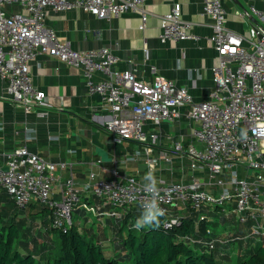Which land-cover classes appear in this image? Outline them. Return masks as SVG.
<instances>
[{"label":"built area","instance_id":"1","mask_svg":"<svg viewBox=\"0 0 264 264\" xmlns=\"http://www.w3.org/2000/svg\"><path fill=\"white\" fill-rule=\"evenodd\" d=\"M150 0H0V79L6 83L10 101L28 114L46 104V94L33 85L30 63L39 55L54 57L80 69L88 90L98 94L110 111L107 131L115 142L133 141L155 145L160 127L187 119L193 141L174 142L173 150L192 160L194 171L207 170L211 183L220 189L213 195L195 175L189 182L158 181L160 207L165 210L164 227L173 228L183 217L172 210L192 209L198 223L209 216L234 215L242 225H251V235L264 240V11L252 8L260 25L241 35L227 26L222 0H203V10L211 17L213 33L209 42L219 62L211 68L214 88L205 101L196 102L186 87L158 77L145 82L130 70H118L119 57L110 48L78 51L61 41L46 25V9L56 12L82 10L96 18L111 19L127 12L141 14V30L146 28L145 9ZM15 6L22 12L13 11ZM193 23L182 17L179 3L161 18V40L190 39ZM99 74L101 76L96 79ZM27 128H25L26 131ZM246 130L242 138L241 130ZM152 146L146 150L147 163L154 169L167 155L154 158ZM100 163V161L98 162ZM239 168L254 177H241ZM6 169L0 168V195L7 193L18 209L38 203L51 211L52 227L66 231L74 223L73 212L82 202L72 166L53 163L21 146L8 154ZM69 171L67 180L57 179ZM229 171L224 179L223 173ZM111 180L90 176L94 196L115 208L139 206L147 197L143 184L134 177ZM210 183V184H211ZM232 205V208L229 206ZM94 211V209H90ZM207 211L212 214H207ZM215 248L214 241L191 239Z\"/></svg>","mask_w":264,"mask_h":264},{"label":"crops","instance_id":"2","mask_svg":"<svg viewBox=\"0 0 264 264\" xmlns=\"http://www.w3.org/2000/svg\"><path fill=\"white\" fill-rule=\"evenodd\" d=\"M222 2L227 11V26L231 30L247 36L250 27L260 25L252 8L264 11V0ZM176 3L182 7L183 19L193 23L190 31L192 37L184 41L163 42L160 37L161 18ZM145 9L148 20L144 30L140 29L142 19L138 12L105 19L96 18L82 10L56 12L47 8L46 25L58 34L61 41L70 42L75 50L110 48L119 57L116 69L130 70L145 82L158 77L172 80L178 86L188 88L194 101L207 100L214 88L211 68L218 64L219 57L209 42L213 21L204 13L203 0H150ZM13 11L22 12L19 6H15ZM30 72L35 88L46 94V104L30 114L10 101L7 85L0 79V168H6L8 154L21 146H27L31 153L50 162L70 164L77 188L83 195L82 202L75 208L76 224L82 233L98 240L106 254L115 256L123 250L121 221L123 211L127 210L115 208L104 199L94 196L90 189L91 174L98 179L111 180L116 171L120 176L134 177L142 184L149 169L158 181L166 183H187L199 175L205 182L207 192L220 194V189L215 185L216 180L211 183L207 170L194 171L192 160L173 150L174 142L179 139L185 143L194 142L198 148H203L193 141L187 119L160 127L150 124V132L160 135L155 145L133 141L115 142L106 129L110 111L98 94L89 92L80 69L54 57L39 55L30 63ZM100 77L98 74L96 79ZM25 128L35 130L33 139H26L29 134ZM150 146L152 157L167 155L171 163L161 161L154 169L150 168L146 156ZM239 173L243 178L254 177V173L247 175V171L242 168H239ZM68 176L69 171L64 170L57 179L64 183ZM228 176L229 171L226 170L222 177L226 179ZM229 207L232 208V205ZM92 208L94 211H90ZM38 211L40 209L33 212ZM172 213L183 218L191 217L193 213L198 215L184 208L172 210ZM207 214L212 213L207 211ZM221 216L225 220L236 221L234 215ZM36 218H41L43 226L45 222L50 223V213H42ZM209 218L208 222L214 224V217ZM244 226L251 233V225ZM238 232H242L245 238L250 234L243 228L228 234Z\"/></svg>","mask_w":264,"mask_h":264},{"label":"trees","instance_id":"3","mask_svg":"<svg viewBox=\"0 0 264 264\" xmlns=\"http://www.w3.org/2000/svg\"><path fill=\"white\" fill-rule=\"evenodd\" d=\"M9 198L5 192L0 195V264H122L116 257L107 256L100 242L82 233L76 222L66 231L55 229L48 208L33 203L27 208L30 207L32 211L39 208L40 211L23 217L18 213L21 210ZM2 201L14 204L17 210L10 213ZM135 207L138 208L124 207L127 211H123L121 221V234L125 228H129L121 247L131 250L133 264H264V240H258L250 232L247 238L238 232L236 237L215 242V248L210 249L207 245L191 242V239L211 241L214 225L208 220L198 223V215L193 213V216L183 218L180 225L165 228L164 218L161 217L159 228L138 231L133 225L141 208ZM42 213H50V223L45 222L44 226L48 237L53 236L54 239V247L45 252L42 243H38L34 237L37 236L34 234L35 228L28 223L33 215L37 217ZM249 237L251 240L245 244L244 239L248 240ZM31 238L34 244L30 242ZM238 250H241L240 255L237 254ZM38 255L41 259H38ZM235 257L238 262H231Z\"/></svg>","mask_w":264,"mask_h":264},{"label":"rangeland","instance_id":"4","mask_svg":"<svg viewBox=\"0 0 264 264\" xmlns=\"http://www.w3.org/2000/svg\"><path fill=\"white\" fill-rule=\"evenodd\" d=\"M7 200H8V198H7ZM2 202L1 203L5 206L7 211H9L10 213H14L17 210L15 208L14 204L6 203L4 201H2ZM118 209L121 210L122 208H118ZM36 210H39V208H37ZM32 212L33 211H32V209L30 207L25 209V210L18 211V213L21 216H23V217H28V215H30V213H32ZM76 216H77V213H76V211H74L73 212V220H74V222H77V220H78L76 218ZM30 220H31V222H28V223L32 224V226L35 228L34 231H36L34 234L37 235V236H34V235L33 236L36 237L38 243H42V246H43L42 248H43L44 252L45 251H50L51 247L52 246L54 247V245L52 243V240L54 241L53 236L48 237V234L44 230V226L41 225V223H42L41 222V218H36L33 215V217L30 218ZM213 221H215V223L213 224L214 226L212 227V230L214 231L213 232L214 235L211 236V241H214V242L221 243L224 240L236 237V234L231 235V234H228V233H232L233 234L239 228L240 229L241 228L245 229L246 233L250 232V230L246 226L242 225L238 220H236V221L235 220H229L228 221V220H225L222 216H219V217L217 216V217H214ZM128 230H129V228H125L124 229V232H123L124 237L128 234ZM240 238H242V236H240ZM244 240L246 241L245 244H247L251 240V238L249 237L248 240L247 239H244ZM30 242H32L34 244V241L32 240V238H31ZM32 247H33V245H32ZM221 251H223V250L221 249ZM240 252H241V250H240ZM240 252L238 250L237 254L240 255ZM107 256L116 257L118 260H121L122 264H133L132 252H131V250L129 248H126L125 250L120 251L115 256H110L109 254H107ZM38 259H41V257H39V255H38ZM40 261H42V260H40ZM231 262H233V263L238 262V258H236V257L232 258Z\"/></svg>","mask_w":264,"mask_h":264},{"label":"clouds","instance_id":"5","mask_svg":"<svg viewBox=\"0 0 264 264\" xmlns=\"http://www.w3.org/2000/svg\"><path fill=\"white\" fill-rule=\"evenodd\" d=\"M34 129H26V139H33ZM242 138L246 136V130H241ZM143 189L148 194L147 197L141 202L140 208L141 212L139 217L136 219L133 227L136 230H141L145 228H159L160 218L166 213L163 208L160 207L158 180L154 175V172L149 169V171L143 177Z\"/></svg>","mask_w":264,"mask_h":264},{"label":"water","instance_id":"6","mask_svg":"<svg viewBox=\"0 0 264 264\" xmlns=\"http://www.w3.org/2000/svg\"><path fill=\"white\" fill-rule=\"evenodd\" d=\"M4 170H5V171H7V169H6V168H5Z\"/></svg>","mask_w":264,"mask_h":264}]
</instances>
